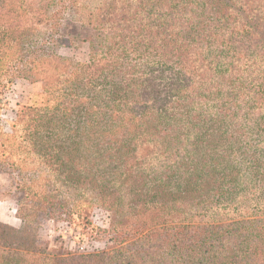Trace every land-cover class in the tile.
Here are the masks:
<instances>
[{
  "label": "trees",
  "instance_id": "obj_1",
  "mask_svg": "<svg viewBox=\"0 0 264 264\" xmlns=\"http://www.w3.org/2000/svg\"><path fill=\"white\" fill-rule=\"evenodd\" d=\"M170 2L0 0V171L16 174V186L28 194L20 163L26 151H15L12 139L24 144L32 137L36 140L34 145H39L41 110L22 107L9 130L4 129L1 114L5 95L16 78L42 82L47 101L58 95L54 107L65 114V110L72 112V132L80 134L76 136L80 137L79 143L92 136L97 156L89 166L87 185L96 197L94 205L106 206L118 215L109 230L113 240L109 248L62 255L44 247L36 231L26 224L20 206L24 227L18 229L0 222V264H264V198L259 208L254 207L258 209L249 213L260 217L227 222L204 217L245 216L241 204L250 206L245 201L249 197L239 188L238 175H219L212 168L205 171L206 159L190 162L191 158L185 155L173 161L175 169L180 170L169 173L167 180L160 178L155 183L154 178L146 177L151 173L140 172L142 163L151 157L142 147L154 143L152 149L156 153L158 143L159 148L165 149L164 157L172 160L173 144L181 137L148 125L145 110L136 111L137 100L129 99L128 94L138 90L137 74L133 71L131 77L125 76L123 71L127 69L122 65L131 56L140 57L154 49L159 34L154 27L156 20L162 22L164 30L171 28L166 12L181 9L185 0ZM252 13L256 14L259 27L264 21V9L252 7ZM221 15L224 18L227 13ZM40 24L44 28L41 36L37 32ZM85 27L100 35L108 30L110 41L96 47L92 39L81 37L79 28ZM132 37L139 39L141 48L130 44L134 42ZM77 38L91 44L88 62H76L51 52L52 47L72 44ZM199 68L205 71L204 65ZM214 71L218 73L219 69L215 67ZM80 86L86 90L99 86L101 94L91 96L97 103L76 95L74 90ZM141 151L144 154L139 155ZM97 159L103 161L102 165ZM186 163L192 164L193 169L182 171ZM66 178L84 180L82 173ZM78 187L82 190L83 185ZM43 199L42 211L57 208V199L47 204L48 195L44 194Z\"/></svg>",
  "mask_w": 264,
  "mask_h": 264
},
{
  "label": "rangeland",
  "instance_id": "obj_2",
  "mask_svg": "<svg viewBox=\"0 0 264 264\" xmlns=\"http://www.w3.org/2000/svg\"><path fill=\"white\" fill-rule=\"evenodd\" d=\"M221 3L185 0L181 9L167 11L166 22L172 24L171 28L164 30L162 22L156 20L154 27L159 34L154 49L140 57L131 56L122 67L127 69L123 71L127 77L133 71L137 74L138 90L128 94L129 99L137 100L136 111L145 110L148 125L181 137L173 144L172 160L164 157L165 149L159 148L158 143L156 153L152 149L154 143L142 147L151 157L142 163L140 172L151 173L146 177L154 178L155 183L160 178L167 180L169 173L180 170L175 169L173 161L185 155L191 158L190 162L206 159L205 171L212 168L219 175H238L239 188L249 197L245 201L250 206L241 204L245 216H204L227 222L254 215L249 213L257 210L264 198V21L258 27L256 14L252 13V7L264 9V0ZM222 13L227 15L222 18ZM41 25L37 31L40 36L44 29ZM107 31L100 35L97 30L79 28L81 37L92 39L96 47L110 41ZM132 39L130 44L140 47L139 39ZM90 48L89 41L77 38L72 44L52 47L51 52L76 62H88ZM230 58L233 60L228 61ZM203 65L202 72L199 66ZM98 90L99 86L96 90L80 86L74 91L85 100L101 94ZM47 98L42 82L26 78H16L5 95L1 114L5 130L16 122L17 111L22 107H37L42 113V131L37 146L32 137L24 144L12 139L15 151H26L20 163L28 194L16 186V174L0 171V222L18 229L24 227L19 214L21 206L26 224L50 252L70 255L107 249L113 243L109 230L118 215L106 206L94 205L96 197L87 185L89 166L97 156L92 136L79 143L80 137L76 136L80 134L72 132V112L65 110V114L54 107L58 95L51 101ZM95 102L91 99L92 104ZM30 123L34 127V122ZM99 163L102 165L103 161ZM189 163L181 170H192ZM80 173L82 182L66 178ZM79 185H83L82 190ZM44 194L48 195L46 204L51 199L58 200L52 212L49 208L42 211ZM254 217L260 216L249 218Z\"/></svg>",
  "mask_w": 264,
  "mask_h": 264
}]
</instances>
